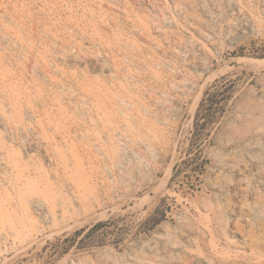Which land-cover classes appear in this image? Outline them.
<instances>
[{"label":"rangeland","instance_id":"1","mask_svg":"<svg viewBox=\"0 0 264 264\" xmlns=\"http://www.w3.org/2000/svg\"><path fill=\"white\" fill-rule=\"evenodd\" d=\"M260 58L264 0H0V264H264Z\"/></svg>","mask_w":264,"mask_h":264},{"label":"bare ground","instance_id":"2","mask_svg":"<svg viewBox=\"0 0 264 264\" xmlns=\"http://www.w3.org/2000/svg\"><path fill=\"white\" fill-rule=\"evenodd\" d=\"M251 59H253V58H251ZM256 60H258V61H260L261 62V64H262V62L264 61V58H260V59H256ZM259 64V66H260V63H258ZM264 64V63H263ZM257 67V66H256ZM237 223H238V225H239V222L238 221H236ZM236 223V224H237ZM235 224V225H236ZM237 226V225H236ZM240 226L242 227V225L240 224ZM237 228H238V226H237ZM240 228V227H239ZM238 228V230H239V232L238 233H240V236L242 237V235H244V234H242L243 232V230H242V228H240L239 229ZM242 230V231H241ZM242 234V235H241ZM211 240H213L212 238H210ZM244 240H245V238H243ZM211 240H209V243H210V246L212 247V248H215L216 247V245H215V243H213V241H211ZM259 243H261V242H259ZM263 243V242H262ZM264 244V243H263ZM262 245V244H261ZM215 246V247H214ZM262 246H264V245H262ZM236 250H237V248H235ZM234 250V249H233ZM236 250H234L233 252H235ZM239 250V249H238ZM238 250H237V252H238ZM222 252V251H221ZM221 252L219 251H217V253L219 254H221ZM226 251L224 252H222V254H225L226 255ZM235 254V253H234ZM233 254V255H234ZM227 255H229V253H227ZM222 256V255H221ZM236 255H234V257H235ZM229 257H230V255H229ZM236 257H239L238 256V254H237V256ZM259 257V256H258ZM204 259V258H203ZM206 259H207V263L206 264H255L253 261H256L257 259H255V258H251V257H249V259H247L246 261H235V260H232L231 261V259L229 260H226V259H224V258H221V257H219V256H207L206 257ZM205 260V259H204ZM182 263L183 262H187V261H181ZM203 262H205V261H203ZM258 263V262H257Z\"/></svg>","mask_w":264,"mask_h":264},{"label":"trees","instance_id":"3","mask_svg":"<svg viewBox=\"0 0 264 264\" xmlns=\"http://www.w3.org/2000/svg\"><path fill=\"white\" fill-rule=\"evenodd\" d=\"M197 119V117H195V120ZM101 224V222H97L96 224H94L91 228H95V227H97L98 225H100Z\"/></svg>","mask_w":264,"mask_h":264}]
</instances>
